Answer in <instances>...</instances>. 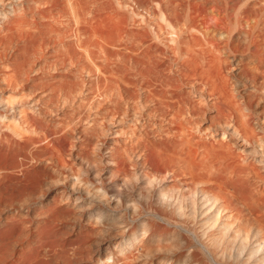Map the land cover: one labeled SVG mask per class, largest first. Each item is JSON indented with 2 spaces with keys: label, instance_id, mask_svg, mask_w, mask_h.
Masks as SVG:
<instances>
[{
  "label": "bare ground",
  "instance_id": "obj_1",
  "mask_svg": "<svg viewBox=\"0 0 264 264\" xmlns=\"http://www.w3.org/2000/svg\"><path fill=\"white\" fill-rule=\"evenodd\" d=\"M85 1L0 0V264L264 249V23L241 17L264 18L261 2L236 0L226 45L164 3L174 20L155 15L157 45L139 34L138 49Z\"/></svg>",
  "mask_w": 264,
  "mask_h": 264
},
{
  "label": "rangeland",
  "instance_id": "obj_2",
  "mask_svg": "<svg viewBox=\"0 0 264 264\" xmlns=\"http://www.w3.org/2000/svg\"><path fill=\"white\" fill-rule=\"evenodd\" d=\"M99 1L102 2V3L100 4ZM99 1L97 2V0H89L87 2V4L85 3L86 5H88L92 9V12L94 11L93 15H95L96 18L99 17V18L96 19L97 20L96 21L97 25L101 24V25L98 26V29H100V26H101V30H102L103 28H105L107 26L109 27V25H111L110 27L112 29L114 28L113 30L116 32L117 29H121L119 27H123L125 29V31L128 32V35H127L128 37L126 36L125 38H123L124 41L122 43H125L126 41L127 42L129 41L127 43L129 46H132V47H135V48H138V49H139V47H136L137 43H140L139 41L142 40L143 36L146 37V35H147V37L145 38L146 40L148 39L150 42H152L155 45H157L156 38H155V41L153 40L154 37H156L158 35L157 32L159 30V27L157 25V21L154 20L156 18L155 15L164 14L165 17L168 20H171V21L174 20V18H173L174 16L171 15L165 8H163V4L164 3H169V4L173 3L175 8L178 10V13L181 14V15H185L188 11H190V12L193 11L195 13L194 14V18H193V23L197 24L199 26V28L201 27L200 29H202V28H205V29L207 28L208 29L209 28L210 31H215L216 34L218 33V35H219L218 43L219 44L216 41V43L218 45H222L221 43H223V45H226V44L229 43L228 42V40H229L228 39V31L230 30L229 29L230 26H231L230 24H232L233 22H234V24H237V25L240 24V12H241V10H240V7H238L240 4H237V3H239L238 0H237V3H236V0H105V1L104 0H99ZM96 2H97V5H94V3L96 4ZM259 2H261V3H259ZM259 2L258 3L261 5V7L262 6L264 7V2H262V0H259ZM91 5L92 6L94 5V8ZM250 7H252V6H250ZM246 8H244V7L242 8V10L244 9V13L245 14H243V13H242L243 15L241 14L242 15L241 17L247 19V20L244 19L245 20L244 22L247 23V21H248V23H249L248 26H250L251 24L252 25L257 24L258 23L257 21H259L258 24L259 25H263L264 22H262V21H264V18L262 16V14L260 15L258 13L260 15L259 16V15L256 14V11H253L255 13V14H253L252 11H250V10L248 11L247 10L249 8H247V9ZM253 8H251V10H253ZM255 8H257V7L255 6ZM255 8H254V10H255ZM238 9H239V11H238ZM245 9H246L247 12L245 11ZM95 10H96V12H95ZM262 10H264V8ZM151 12H153V14ZM236 12H238V15H236ZM96 13H98L99 15L96 14ZM101 13H102V15H101ZM263 13H264V11H263ZM120 14H123V15H121L123 17H121ZM109 15H110V17L112 16V18H115L114 20H112L113 22L112 21L108 22V16ZM257 16H259V17H257ZM116 17L118 19L121 18V20L120 19L118 20ZM99 20H100V22H99ZM122 20L123 21L125 20V22H126V23L124 22L125 25H124V23H122L123 22ZM119 21H120V24H119ZM105 22H107V23H105ZM116 22H117V26L119 24L118 27L115 26ZM96 23L94 21L95 25H96ZM109 23H111V24H109ZM114 23H115V25H114ZM104 24L106 26L103 27ZM238 27H240V25ZM106 29L107 28L103 29V30H105V33L110 28L107 29V30ZM138 29H139V31H138ZM133 31L134 32L137 31V32L133 33ZM146 32H147V34H146ZM221 33H222V35H221ZM126 34L127 33H125V35ZM132 34H134V35L136 34V35L134 36ZM111 35L114 38L117 37V33L114 34V32H109L108 31V35L107 36L111 37ZM138 35L140 36L141 40L139 39ZM171 37L173 38V36H171ZM175 37L176 36L174 35V39H175ZM135 38H138L139 40L137 41ZM109 39L113 40V38H109ZM130 39H132L131 42H133V41L134 42L131 43ZM143 39H144V37H143ZM134 43H135V45H134ZM139 45H141V44H139ZM141 47H140V50L142 51ZM159 47H160V45H159ZM163 48H162V51L165 50V46ZM110 49L113 50L112 48H110ZM140 50H138L139 52L138 51L137 52L140 54V57L138 55V58L141 59L142 56H141V53H140L141 51ZM231 51H226L227 53H224V55L227 54V56H226V57H228L227 59H229V57L232 58L233 56H235L236 52H233V50H231ZM190 87H191V85H189V88ZM198 93H199V91H198ZM191 98H192V96H191ZM193 98L191 100L190 99L189 100L190 101H194L195 98L197 100H199V101L195 100V102L197 101L199 103V105H196V104H198L197 102L195 104L197 108L200 109L199 106H201V109H202V107H203L204 110L206 109V106H202V102L198 98L197 94H196V96H193ZM261 123L264 124V122H261ZM113 131H115V129L111 128L110 131H105L104 134L108 135L107 137H110V135L111 136H115L114 134H112ZM196 131L197 130H190L189 134L191 132H193V134L195 135ZM202 134H204V135H202ZM202 134H198V133L196 134L198 137L201 136V137H199V140H200V138L201 139L202 138L204 139V137L207 138L205 136L206 135L205 133H202ZM191 136H193V135L191 134L190 137ZM202 141H204L206 143H211L209 139H207V141H206V139H204ZM254 243L255 242H252V244H254ZM255 246L258 247L257 250H251L252 252H249L250 249H251L249 245H247V244H244V245L242 244V246H241V244L240 245H236L234 247V249H230L229 250L230 252L228 253V255L226 257L230 261H232L234 263H237V264H264V259H262V256L260 254V253H262V255L264 256V249L259 244H256Z\"/></svg>",
  "mask_w": 264,
  "mask_h": 264
}]
</instances>
